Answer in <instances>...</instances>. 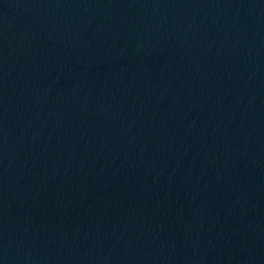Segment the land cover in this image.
I'll return each mask as SVG.
<instances>
[{
  "label": "water",
  "instance_id": "water-1",
  "mask_svg": "<svg viewBox=\"0 0 264 264\" xmlns=\"http://www.w3.org/2000/svg\"><path fill=\"white\" fill-rule=\"evenodd\" d=\"M0 264H264V0H0Z\"/></svg>",
  "mask_w": 264,
  "mask_h": 264
}]
</instances>
